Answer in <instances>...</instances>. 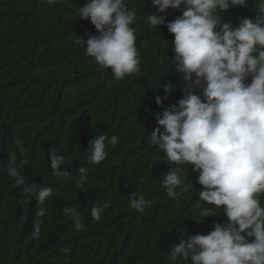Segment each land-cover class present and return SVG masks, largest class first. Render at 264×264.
Listing matches in <instances>:
<instances>
[{"label": "trees", "instance_id": "obj_1", "mask_svg": "<svg viewBox=\"0 0 264 264\" xmlns=\"http://www.w3.org/2000/svg\"><path fill=\"white\" fill-rule=\"evenodd\" d=\"M126 3L136 12L132 27L141 72L117 81L110 68H100L74 43L76 36L86 41L87 33L98 35L90 20H81L83 1L0 0V264H191L179 258L171 262V247L227 222L223 212L201 215L202 186L192 165L181 170L193 184L181 197L170 198L161 187L162 176L173 169L151 143L159 127L155 114L163 111L156 98L165 107L178 104L189 85L172 63L174 34L166 25L158 30L147 22L149 14H165L153 0ZM254 3L221 16L238 26L242 17L255 18ZM166 15L174 21L182 12L169 9ZM196 94L202 96V89ZM102 133L116 135L119 143L107 145L106 160L89 164V141ZM16 140L24 145L23 155ZM51 148L65 158L68 177L53 175ZM12 153L27 181L52 189L44 205L13 186L6 170ZM21 161L27 162L21 166ZM81 167L88 178L78 187ZM136 191L151 201L143 212L130 207ZM260 199L264 205V196ZM106 202L101 221H94L92 207ZM39 207L46 215L35 238ZM65 207L81 214L84 230H75Z\"/></svg>", "mask_w": 264, "mask_h": 264}, {"label": "clouds", "instance_id": "obj_2", "mask_svg": "<svg viewBox=\"0 0 264 264\" xmlns=\"http://www.w3.org/2000/svg\"><path fill=\"white\" fill-rule=\"evenodd\" d=\"M65 1L71 2L54 0L60 5ZM81 1V20H90L98 35L87 33L86 41L76 36L74 43L84 47L100 68H110L117 81L139 75L141 60L132 27L136 12L129 9L126 0ZM153 4L165 15L149 14L147 22L158 30V26L166 25L174 34L172 63L189 85L178 104L165 107L163 100L156 98L163 111L155 114L159 127L150 135L151 143L165 154L166 163L173 169L162 176L161 187L170 198L181 197L193 187L181 170L192 165L202 186L198 192V201L204 202L201 215L207 218L223 212L227 217L226 223H216L208 234H196L172 246L169 260L264 264V205L260 199L264 196V0H255V18L242 17L238 26L226 21L221 12L249 7L250 0H153ZM169 9L182 15L168 21ZM198 89H202V96L196 94ZM165 90L170 95L173 86L168 84ZM118 143L116 135H95L89 141L87 161L100 164L108 157L107 145ZM15 145L23 155L22 142L16 140ZM48 156L56 178L70 175L62 168L65 158L56 149L51 148ZM26 162L21 161V166ZM6 170L15 181L13 186L21 187L37 205H44L51 196L50 187L26 180L15 153L10 154ZM87 178V169L79 168L78 187H83ZM129 201L139 212L151 204L138 191ZM108 207L107 202L93 206V220L101 221ZM63 211L71 216L76 231L85 229L75 208L65 207ZM45 215L46 210L39 207L33 223L35 238L40 236ZM61 252L67 254L69 249L62 248Z\"/></svg>", "mask_w": 264, "mask_h": 264}]
</instances>
